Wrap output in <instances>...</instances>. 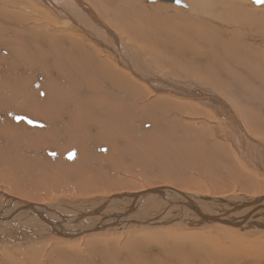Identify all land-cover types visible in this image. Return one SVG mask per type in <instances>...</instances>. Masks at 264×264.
Returning <instances> with one entry per match:
<instances>
[{
	"label": "bare ground",
	"instance_id": "6f19581e",
	"mask_svg": "<svg viewBox=\"0 0 264 264\" xmlns=\"http://www.w3.org/2000/svg\"><path fill=\"white\" fill-rule=\"evenodd\" d=\"M114 1L0 0V249H29L20 264L260 260L262 243L233 235H264V2ZM42 50L73 65L61 62L58 72L49 57L47 75L32 85L31 66L20 64ZM49 79L60 82L52 86L61 97L47 101ZM86 123L93 134L66 146ZM206 147L229 158L201 161L215 183H228L225 192H208L190 175V154ZM118 157L127 162L111 171ZM233 164L249 167L247 188ZM222 225L228 247L198 235Z\"/></svg>",
	"mask_w": 264,
	"mask_h": 264
},
{
	"label": "rangeland",
	"instance_id": "374dc122",
	"mask_svg": "<svg viewBox=\"0 0 264 264\" xmlns=\"http://www.w3.org/2000/svg\"><path fill=\"white\" fill-rule=\"evenodd\" d=\"M182 1H184V0H182ZM249 3L251 2V1H249V0H247ZM117 2V0H115L114 1V3L113 4H115ZM146 2V1H145ZM144 2V3H145ZM185 2V1H184ZM148 3H151V2H146L145 4H148ZM112 4V5H113ZM251 4V3H250ZM172 5H174V4H172ZM233 5H234V7H237L238 6V3L237 2H233ZM254 7H256L257 5H254V4H252ZM175 6H179V5H175ZM179 7H181V6H179ZM257 7H262V6H257ZM231 11H233V10H231ZM234 12V11H233ZM261 9L260 10H258V13H260V15H261ZM229 13H231V12H229ZM262 16V15H261ZM240 17H235V20H238ZM16 21H19V20H16ZM227 24H230L229 23V21H227ZM130 25L132 26V27H136V22L135 21H131L130 22ZM202 25H201V23L200 24H197V27H201ZM31 33H32V35L34 36H36V34H35V32H33L32 30L30 31ZM150 33H153V32H151L150 31ZM31 36V35H30ZM29 39H28V41L29 42H33V41H35V43L38 45V47L40 48L41 46H40V44L36 41V40H33L32 38H30V37H28ZM31 40V41H30ZM22 41V40H21ZM41 49V48H40ZM66 49V48H65ZM57 50H58V48H57ZM0 51H2V48H0ZM43 51V56L42 57H40V58H35V61H30L29 63H21L20 64V70L21 69H24V68H28V67H30L31 66V68H32V71H33V73H35L34 71H36V70H39V71H41V72H43V73H45L46 75H47V67H48V65H51L52 64V61H50L49 60V57H52L53 59H55V68H57V71L58 72H60L59 70H58V68H59V64L61 63V62H67L68 64H70L71 66L73 65V60H74V58L73 57H70V58H67L66 56H64V55H62L61 54V56H59L58 54H57V52H56V50H54V52H52V53H48V52H46V51H44V50H42ZM8 53V52H7ZM6 53V54H7ZM176 53H174V55H175ZM17 55L18 54H15V52L12 54V58H16L17 57ZM87 58L85 55H82V58ZM91 62V61H90ZM60 69V68H59ZM77 74H78V76L80 77V79L81 80H84V79H86V80H88V78H89V76L87 75V74H85L84 72H82V71H80V70H78V69H75L74 70ZM33 76H34V74L31 76V79H30V81H29V84H30V82L32 81V85L34 84V79H33ZM44 80V79H43ZM42 80V81H43ZM42 81H41V83H42ZM49 81V83L51 84L49 87H50V91H49V89H48V97H47V101L48 100H50V99H54V98H60L61 96L60 95H57V94H54V92L56 91V88L55 87H53L52 85L53 84H56V83H60V82H58V81H54L53 79H49L48 80ZM34 87V86H33ZM42 87V86H41ZM83 87H87V88H89L90 89V87L89 86H87V85H85L84 83H83V86L81 87V88H83ZM43 88V87H42ZM244 91H245V89H244V87H241ZM44 89V88H43ZM26 90V89H25ZM234 93H236L237 92V89H231ZM75 94H76V97L75 96H72L71 95V99L72 100H76L78 97H79V93H78V91H73ZM90 93H91V95L93 94V92L91 91V89H90ZM82 94H84V95H86V93L85 92H83ZM63 96V95H62ZM46 97V96H45ZM41 97H39L38 96V94H37V99L38 100H41L40 99ZM44 98V97H43ZM76 103V102H75ZM57 108H59V107H57ZM77 110H78V108H77V104H76V107H75V109H74V112L76 113L77 112ZM17 114H23V115H28V116H34L30 111L29 112H25V111H23V110H19L18 112H17ZM36 116H39V117H51V115H39V114H35ZM189 120H193V119H189ZM194 121V120H193ZM208 123H211V121H209ZM90 124H93V123H86V124H84L83 125V127H79V130H81V132H79L78 134H75V133H73V132H71L70 133V136H69V138H70V141L71 142H67V143H65V145L67 146V145H69V147L70 146H73V148H74V146H75V142H76V138L78 137V135H86V136H89V135H92L93 133V129H91L92 130V132H90V131H88V129H87V126L88 125H90ZM22 125L25 127V128H27V127H29V126H26L23 122H22ZM95 125V127L97 128V125L96 124H94ZM95 127H94V129H95ZM48 128H49V125H48ZM45 129V130H39L38 128H36V131H38V132H40V133H46L45 131H49V129ZM27 129H29V128H27ZM158 129L159 130H161V126H158ZM98 130V129H97ZM29 131H32V130H29ZM53 138V137H52ZM53 142H55V141H53ZM52 142V143H53ZM50 144H51V142L50 143H48V144H46V145H40L41 147H44V146H50ZM118 145H120L119 143H117V146ZM103 146H105L106 147V145L104 144ZM76 147V146H75ZM119 147V146H118ZM72 148V149H73ZM107 148V147H106ZM75 149V148H74ZM106 151V150H105ZM110 151V150H109ZM109 151H107L106 153H104V155H106V154H108L109 153ZM101 152V151H100ZM64 154V153H63ZM63 154H61L62 156H63ZM103 154V153H102ZM206 154H214V155H216V153L213 151V152H211V149L210 148H208V147H206L204 150H199V151H196V152H194V153H191L190 154V156H191V158L193 159V161H194V164H193V169H192V172L190 173V175L191 176H193V177H195L196 179H199L200 180V183H201V187H203L205 190H207L208 192H216V191H218V192H225V190H227L230 186L228 185V183H224V184H217V183H215V177L208 171V170H206L202 165H201V161H202V159H203V157L206 155ZM216 156H218L219 158H218V164L219 165H223V164H225V165H230V163H228V160H227V156H221V155H216ZM62 159H64L65 160V162L66 163H69V161H66L67 159H65L64 157H61ZM229 159V158H228ZM127 161L126 160H124V159H122V157H118V159L117 160H115V161H113L112 162V164H113V166L111 167V171H114V170H118V167L120 166V164H124V163H126ZM235 167H236V169H237V171H238V174L240 175V177L244 180L243 181V183H242V187L243 188H247V183L252 179V176H251V174L250 173H248V172H246L247 170H250L249 169V167H245L244 168V170H243V168H240L239 167V165L238 164H233ZM155 167H158V166H155ZM147 170H149L148 168H147ZM142 172L146 175V172L144 171V170H142ZM152 172V168H151V170H150V173ZM106 173H108L109 174V172H106ZM148 176V175H147ZM260 186H264V184H263V182L261 181L260 182ZM6 188V187H5ZM186 191H191V192H196V190H194V189H192V190H186ZM115 194H118V190H114V191H112V192H110L109 194H108V196H111V195H115ZM97 196H102V195H97ZM41 198H43L44 197V195H41L40 196ZM61 200V199H60ZM63 200H66L67 201V199H63ZM44 201H45V203H47L46 202V200L44 199ZM44 201L43 200H40L39 202H43L44 203ZM67 202H69V201H67ZM73 203V202H72ZM114 204V202H112V205ZM113 207V206H112ZM228 226V225H227ZM227 226H221V229H210V230H208L207 232H204V233H198V235H200L207 243H208V245H209V247H212L213 245H216V246H218L219 248H224V247H228L229 245H230V243H231V240H232V237H231V234L229 233V230H227V228H229V227H227ZM235 230V229H234ZM239 233H240V235H233L234 237L233 238H235L236 240H237V242H240L239 240H241L242 242H245V243H247V244H249V241H251V240H254V241H256L257 243H262L263 245H264V235L263 234H261V231H257V230H251V231H248V232H244L243 230H241V229H239ZM236 240H233V242L234 241H236ZM162 246L163 245H160V247H161V249H162ZM149 247H154V245H150V246H147V247H144L143 248V250H148V248ZM151 248V249H152ZM155 249V248H154ZM18 250H20V249H18ZM28 251H29V249H27L26 251H24L23 253H21V252H13V251H10V250H6L5 248H2V249H0V254H2V255H4V253H6L7 252V256H8V258L7 259H5L4 258V256H2V259L4 260V262H6L7 264H20V260L22 259V257L23 256H26L27 258H28ZM146 252V251H145ZM152 252H154V251H152ZM20 253V254H19ZM156 254V253H155ZM149 255H154V253L153 254H148V256ZM259 259L260 260H264V250L261 252V255L259 256ZM260 260H255V259H251V264H260ZM63 263V262H62ZM57 264H59V261H57ZM236 264H250V263H248V262H246V261H244V260H240L238 263H236Z\"/></svg>",
	"mask_w": 264,
	"mask_h": 264
},
{
	"label": "flooded vegetation",
	"instance_id": "af4514ba",
	"mask_svg": "<svg viewBox=\"0 0 264 264\" xmlns=\"http://www.w3.org/2000/svg\"><path fill=\"white\" fill-rule=\"evenodd\" d=\"M39 72H40L39 70H36V71H35V73H34V82H36L37 77L39 76ZM42 73H43V72H42ZM50 73H51V75H52L54 78H56V79H61V78H62V77H61V76H60L55 70H51ZM43 75H44V74H43ZM43 79H44V78H42V80H43ZM42 80H41V81H42ZM44 91H45V90H44ZM45 94H46V93H45ZM45 96H46V95H45ZM67 108H68V109H71V106L68 105ZM29 117H31V116H29ZM67 117H68L67 115H64V116H63V118H65V119H67ZM31 118H33V117H31ZM33 119H40V118H33ZM61 124H62V123H61L60 120H56V121H55V125H56L57 127H59L60 130L62 131ZM91 132H92V130H91ZM61 139H64V138L62 137ZM48 149H49V148H48ZM71 149H72V148H71ZM71 149H70V150H71ZM50 150H53V149H50ZM70 150H68V151L65 152L64 154L67 155V153H69ZM54 151H55V150H54ZM64 154H63V155H64ZM56 155H57V152H56Z\"/></svg>",
	"mask_w": 264,
	"mask_h": 264
},
{
	"label": "water",
	"instance_id": "95a60500",
	"mask_svg": "<svg viewBox=\"0 0 264 264\" xmlns=\"http://www.w3.org/2000/svg\"><path fill=\"white\" fill-rule=\"evenodd\" d=\"M173 1H176V0H173ZM255 3H257V4H260V3H262V2H260V0H253ZM67 155H70V153L69 154H67Z\"/></svg>",
	"mask_w": 264,
	"mask_h": 264
},
{
	"label": "snow or ice",
	"instance_id": "6c2138e0",
	"mask_svg": "<svg viewBox=\"0 0 264 264\" xmlns=\"http://www.w3.org/2000/svg\"><path fill=\"white\" fill-rule=\"evenodd\" d=\"M260 2H264V0H260ZM31 123V121H29Z\"/></svg>",
	"mask_w": 264,
	"mask_h": 264
}]
</instances>
